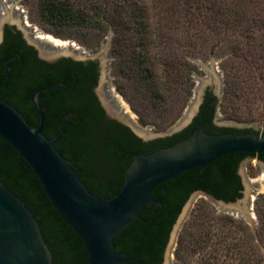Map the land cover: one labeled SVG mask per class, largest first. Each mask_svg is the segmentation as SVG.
<instances>
[{
	"label": "trees",
	"instance_id": "obj_1",
	"mask_svg": "<svg viewBox=\"0 0 264 264\" xmlns=\"http://www.w3.org/2000/svg\"><path fill=\"white\" fill-rule=\"evenodd\" d=\"M209 1L212 0H154L155 9L158 7L161 10L158 15L162 17L163 12L167 16L163 17L166 19L164 23L163 18L157 19L152 37L146 36L145 8L139 6L138 0H40V8L44 19L55 25L111 32L114 76L122 81H118V92L124 96L129 92L132 100L148 114V111H154L170 116L176 104H179L181 93L185 96V99L181 98L183 104L192 94L194 59L190 54L180 58L173 48L174 40L167 38L165 30L186 29V24L196 27L200 23V16L205 17L202 21L205 25H212L215 18L225 12L220 4L217 5V1L208 5ZM204 12H210L211 17ZM146 46L148 49H145ZM4 56L0 53L1 58ZM150 56L153 62L161 65L162 69H157L159 73L154 66L153 70L147 69ZM60 81L66 84L71 83L72 79L64 75L55 78L44 74L33 79L26 88L30 92L35 86L45 87ZM4 84L10 86L12 83ZM73 88L69 91L52 89L39 94L41 107L45 109L43 134L52 139L62 118L74 114L62 127V136L55 148L70 161V167L77 172L90 193L100 199L108 198L119 192L123 174L133 160V155L128 156L126 153L144 152L145 149L139 143H134L125 128L106 120L93 97ZM24 97L17 94L14 87L0 92L2 100L20 112L29 125L36 127L38 115ZM188 137L180 134L171 141L167 138L158 139L146 153L151 154ZM258 156L264 158L263 155ZM203 175L207 176L206 173ZM0 181L33 214L51 251L53 264H86L82 241L53 209L28 165L2 139ZM188 187H202L195 169L186 172L178 180L157 187L152 196L162 206L144 207L140 211L144 223L134 221L115 236L114 251L134 258L129 264H159L167 235L181 210L180 197L187 194ZM263 199L264 195H258L254 201L257 217L259 211H264V205L259 203ZM201 217L198 218L199 224L203 223ZM228 225L240 231H243L244 225L248 226L242 219H232ZM248 227L251 243L248 239L230 237L225 233L213 242L211 233L203 232L198 240L191 241L189 248L194 252L204 251L198 264H264V244L256 230L252 226ZM212 242L215 247L213 254H210L206 249ZM177 248L185 249V245L181 246L180 238Z\"/></svg>",
	"mask_w": 264,
	"mask_h": 264
},
{
	"label": "water",
	"instance_id": "obj_2",
	"mask_svg": "<svg viewBox=\"0 0 264 264\" xmlns=\"http://www.w3.org/2000/svg\"><path fill=\"white\" fill-rule=\"evenodd\" d=\"M3 1L0 0L2 3ZM109 47L110 40L103 50L107 51ZM95 57L105 65L107 58L104 59V55H94L91 58ZM108 61L111 62L112 59L108 58ZM196 63L201 69H216L213 61L209 65H202L198 61ZM6 75L7 72L0 78V88ZM193 77L198 83L199 77L197 75ZM64 87H66L64 84L57 83L36 88L31 92L28 100L38 115L36 127L29 125L20 112L0 98V139L28 165L53 209L82 241L86 264H129L133 261L134 258L114 251L113 238L134 221L144 223L140 217V211L144 207L162 206V203L152 196L160 185L178 180L183 174L194 169L197 177H200L212 163L224 156L233 154L264 156V135L255 133L213 135L204 132L200 124L188 138L169 147L147 155H133L131 164L123 174L119 192L100 199L88 191L77 172L70 167V161L55 148V144L61 139L62 127L74 114H67L62 118L52 139L43 134L45 109L40 105L39 94ZM198 92L199 88L195 87L188 110L168 131L148 134L130 126L131 129L144 140L172 136L189 123L196 108ZM108 113L110 117L127 124L120 114L109 109ZM220 124L247 128L240 123ZM260 183L264 185L263 178L260 181L255 179L253 185L247 188L244 197L235 202L226 203L197 193L188 203L201 196L219 207L222 212L242 218L253 225V201L260 194ZM188 203L173 225L163 264H170L171 251L188 215L190 207ZM0 264H53L51 251L33 214L24 202L4 187L1 181Z\"/></svg>",
	"mask_w": 264,
	"mask_h": 264
},
{
	"label": "rangeland",
	"instance_id": "obj_3",
	"mask_svg": "<svg viewBox=\"0 0 264 264\" xmlns=\"http://www.w3.org/2000/svg\"><path fill=\"white\" fill-rule=\"evenodd\" d=\"M10 1L19 11L23 12L25 21L37 30V34L44 37L50 36L62 42L73 43L91 56L104 55L105 59L108 55V58L112 59L110 47L107 51L103 50L109 40L111 43V32L58 26L44 19L40 0ZM138 1L139 6L145 8L146 36L152 37L154 28L157 26L156 21L161 17L158 15L161 10L158 7H156L157 10L155 9L154 0ZM215 1H217V5H221L225 14L215 18L216 21L212 25H205L202 22L205 17L200 16L198 18L200 23L196 27L186 24V29L180 27L178 31L165 28L167 38L174 40L172 42L173 48L180 58H183L185 54H190L193 57V76L204 77V72L196 61L202 65H209L213 61L215 67L222 72L225 85L223 100L217 111V122L219 124L240 123L247 128H254L259 134H262L264 131V0ZM215 1H209L208 5ZM161 14H163L161 18L167 16L163 12ZM205 15L211 17L210 12L205 13ZM228 20L229 22L226 23ZM162 22H166V19L163 18ZM145 49H148V46ZM149 51L153 53L151 49ZM147 61V69L153 70V66L156 70L162 69L158 62L152 61L151 56ZM108 77L110 78V88L114 90L113 95L118 98L124 111L132 117L137 125L144 129L149 127L151 132L156 134L168 131L182 119L189 108L196 84L193 77L194 86L190 98L183 104L181 98L185 99V96H182L181 93L180 100L178 99L179 104H176L173 113L169 116L154 111H148V114L132 100L129 92L125 94L126 96L118 92V81L121 79L115 78L112 61L109 63ZM246 167V177L260 181L264 176V168L258 165L257 160L253 159ZM259 195H264V189L260 190ZM254 201L253 225H251L242 218H236L222 212L219 207L207 199L197 196L192 203H188L190 206L188 215L179 230L174 248L171 251L170 264H198L204 251L194 252L189 247L191 241L193 243L198 240L203 232H210L213 242L225 233L230 237L233 235L237 238L248 239L251 243L248 226H252L264 244V211H259L257 217L254 211ZM259 203L264 205V199ZM200 216H202L203 221L201 224L198 221ZM232 219H242L248 226L244 225L243 231L235 229L232 225H228ZM179 238L181 239V246L185 245V249L179 250L177 248ZM213 242L206 249L210 254H213L215 247Z\"/></svg>",
	"mask_w": 264,
	"mask_h": 264
},
{
	"label": "flooded vegetation",
	"instance_id": "obj_4",
	"mask_svg": "<svg viewBox=\"0 0 264 264\" xmlns=\"http://www.w3.org/2000/svg\"><path fill=\"white\" fill-rule=\"evenodd\" d=\"M45 37L37 34V30L25 21L23 12L19 11L10 0L0 2V53L5 55L3 58L0 57V78L7 72L6 77L1 82L0 92L9 91L11 87H14L17 94L25 95V102L31 103L28 100L31 92L39 88V85L35 86L30 92L26 88L33 79L44 74H50L55 78L63 77V75L70 77L72 79L71 83L59 82L66 86L61 89L69 91L74 87L73 89L85 91L86 94L93 97L106 120L125 128L134 143H139L145 149L144 152L139 153L130 151L126 153L128 156L147 154L146 152L150 149L151 144L158 139L144 140L131 129L130 126L148 132V134L151 132L149 127L144 129L137 125L132 117L123 108L121 109L120 102L113 95L114 91L112 92L110 88V78L108 77L110 63L108 55H106L107 59L105 65H103L98 57L91 58V55L70 42L64 47L63 50L66 52L63 54L60 47L45 41ZM201 70L204 72V77H199L198 83L195 84V87L199 88V92L196 97V108L190 117L189 123L181 131L166 138L171 141L177 136L179 137L180 134L190 136L200 124H202L204 132L213 135L226 133L259 134L254 128H236L231 125H221L217 122V111L221 106L224 95V76L217 68ZM5 82L12 83L10 84L11 87L4 84ZM31 106L33 108L32 103ZM108 109L111 112L118 113V115L120 114L127 124L110 117ZM260 135H264V133ZM253 159H256L258 165L264 168V158L261 159L258 155L250 154H233L226 158L224 156V158L209 166L203 173H206L207 176L201 174L200 177H197L202 187L196 189L188 187L187 194L180 197L182 202L180 213L192 196L197 193L208 195L226 203L242 199L247 188L251 187L255 180L246 177V166ZM232 198H234L233 201ZM173 225L167 235L159 264L164 263L165 251Z\"/></svg>",
	"mask_w": 264,
	"mask_h": 264
},
{
	"label": "bare ground",
	"instance_id": "obj_5",
	"mask_svg": "<svg viewBox=\"0 0 264 264\" xmlns=\"http://www.w3.org/2000/svg\"><path fill=\"white\" fill-rule=\"evenodd\" d=\"M45 41H48L49 43L55 45V46H58L60 47L62 50L64 49V47H66L67 43L66 42H62V41H58L56 39H53L52 37L50 36H46L45 38ZM52 45V46H53ZM63 52H66L65 50H63ZM262 178L264 179V176H262ZM264 189V185L260 183V190H263Z\"/></svg>",
	"mask_w": 264,
	"mask_h": 264
}]
</instances>
